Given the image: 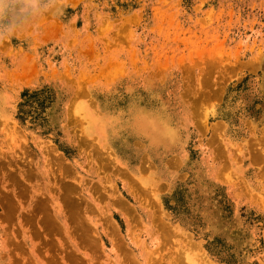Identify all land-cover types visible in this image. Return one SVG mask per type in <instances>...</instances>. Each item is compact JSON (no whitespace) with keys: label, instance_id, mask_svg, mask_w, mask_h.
Returning <instances> with one entry per match:
<instances>
[{"label":"rangeland","instance_id":"1","mask_svg":"<svg viewBox=\"0 0 264 264\" xmlns=\"http://www.w3.org/2000/svg\"><path fill=\"white\" fill-rule=\"evenodd\" d=\"M0 264H264V0H0Z\"/></svg>","mask_w":264,"mask_h":264},{"label":"bare ground","instance_id":"2","mask_svg":"<svg viewBox=\"0 0 264 264\" xmlns=\"http://www.w3.org/2000/svg\"><path fill=\"white\" fill-rule=\"evenodd\" d=\"M76 94H77V93H76ZM145 119H146V117H145ZM151 119H153V118H151ZM151 119H148V120H146L144 123H143V122H142V123H143L144 127H146V129H147L148 127H150V126H153V125L155 124V125H156V128H155L154 138H158V136H161V135L164 133L163 128L159 127V126H158L153 120H151ZM143 121H144V120H143ZM117 123H118V122H117ZM90 126H91V128H90ZM90 126H89L90 130H99V128H102V126L99 127V126H98V123H94L93 121L91 122ZM94 132H97V131H94ZM144 133H145V132H144ZM159 138H160V137H159ZM44 148H46V147H44ZM44 148H43V149H44ZM49 149H50V148H49ZM52 150H54V149L52 148ZM106 150H107V149H106ZM44 152H47V148L45 149ZM49 152H50L51 155H52V152L54 153V152H56V151H49ZM151 152H152V151H151ZM50 153H48V154H50ZM54 154H55V153H54ZM54 154H53V155H54ZM109 154H110V153H109ZM112 154H113V153H112ZM46 155H47V154H46ZM110 155H111V154H110ZM110 155H109V156L107 155V157H110ZM48 156H50V155H47V157H48ZM54 156H55V155H54ZM54 156H50V158H51V157L54 158ZM104 157H105V156H104ZM57 158H58V157H55L54 160H55V159L57 160ZM51 159H52V158H51ZM59 159L61 160L60 157H59ZM49 160H50V159H49ZM54 160H53V161H54ZM56 160H55L56 163L53 162V163L55 164V166H56V164L58 163V161H59V162H62V161H60V160H58V161H56ZM50 162H52V160H50ZM58 165H59V168H60V164H58ZM51 166H52V163H51ZM65 166H66V165H65ZM56 167L58 168V166H56ZM63 167H64V166L61 167V170L63 169ZM56 170H57V169H56ZM63 172H64V173H63ZM66 172H68V171H66ZM66 172H65V171H62L63 174L67 175ZM68 174H69V173H68ZM28 175H29V174H28ZM74 178H76V177H74ZM65 183H66V182H65ZM65 183H64V184H65ZM67 185L70 186V184H68V183H67ZM67 185H66V186H67ZM69 186H68V187H69ZM71 186H72V185H71ZM68 187H67V189H68ZM75 187H76V186H75ZM64 189H65V191H66V188H64ZM71 189H72V188H71ZM73 189H74V188H73ZM68 190H70V189H68ZM70 193H72V192H70ZM68 194H69V192H68ZM70 196H71V195H70ZM114 198H115V197H114ZM114 201H115V200H114ZM114 204H115V203H113V205H114ZM116 205H117V204H116ZM117 207L119 208L118 205H117ZM120 207H121V206H120ZM125 207H126V206H125ZM121 208H122V207H121ZM128 208H129V207H128ZM122 209H123V208H122ZM126 209H127V208H126ZM131 211H133V210H131ZM133 212H134V211H133ZM129 215H130V213H129ZM131 216H132V213H131ZM131 216H130V217H131ZM133 216H135V215L133 214ZM133 216H132V217H133ZM164 237H165V236H164ZM165 240H166V237H165Z\"/></svg>","mask_w":264,"mask_h":264},{"label":"clouds","instance_id":"3","mask_svg":"<svg viewBox=\"0 0 264 264\" xmlns=\"http://www.w3.org/2000/svg\"><path fill=\"white\" fill-rule=\"evenodd\" d=\"M5 7H8V5H5ZM27 7V6H26Z\"/></svg>","mask_w":264,"mask_h":264}]
</instances>
